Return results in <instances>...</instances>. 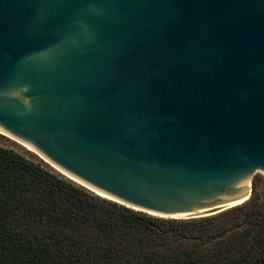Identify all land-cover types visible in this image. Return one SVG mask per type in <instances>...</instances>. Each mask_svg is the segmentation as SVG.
I'll use <instances>...</instances> for the list:
<instances>
[{
	"label": "water",
	"instance_id": "95a60500",
	"mask_svg": "<svg viewBox=\"0 0 264 264\" xmlns=\"http://www.w3.org/2000/svg\"><path fill=\"white\" fill-rule=\"evenodd\" d=\"M0 131L137 212L242 205L264 174V0H0Z\"/></svg>",
	"mask_w": 264,
	"mask_h": 264
},
{
	"label": "trees",
	"instance_id": "16d2710c",
	"mask_svg": "<svg viewBox=\"0 0 264 264\" xmlns=\"http://www.w3.org/2000/svg\"><path fill=\"white\" fill-rule=\"evenodd\" d=\"M0 264H264V193L163 218L96 196L0 146Z\"/></svg>",
	"mask_w": 264,
	"mask_h": 264
},
{
	"label": "rangeland",
	"instance_id": "374dc122",
	"mask_svg": "<svg viewBox=\"0 0 264 264\" xmlns=\"http://www.w3.org/2000/svg\"><path fill=\"white\" fill-rule=\"evenodd\" d=\"M0 146L4 147V148L11 149V150L17 152L18 154H20V155H22V156H24L30 160H33L37 163H40L42 166H44L46 169L50 170L51 172L55 173L56 175L64 178L65 180L71 182L72 184H74L78 187H81V188L87 190L88 192L96 195L95 193L91 192L90 190L82 187L81 185L75 183L74 181H72L69 178H67L66 176H64L62 173L57 171L52 165H50L46 160H44L42 157H40L35 152L31 151L30 149H28L24 145L20 144L19 142L0 134ZM253 183L255 184V187L257 188V192L259 194L264 193V174L262 172L257 171L255 173H253L252 178H251V194H252Z\"/></svg>",
	"mask_w": 264,
	"mask_h": 264
},
{
	"label": "bare ground",
	"instance_id": "6f19581e",
	"mask_svg": "<svg viewBox=\"0 0 264 264\" xmlns=\"http://www.w3.org/2000/svg\"><path fill=\"white\" fill-rule=\"evenodd\" d=\"M0 134L1 135H4L6 137H9L17 142H19L20 144L24 145L25 147H27L28 149H30L31 151L35 152L36 154H38L40 157H42L44 160H46L50 165H52L57 171H59L60 173H62L64 176H66L67 178H69L70 180L74 181L75 183L79 184V185H83L82 183H80L79 181H77L76 179H74L73 177L69 176L68 174H66L65 172H63L62 170H60L59 168H57L56 166H54L52 163H50L47 159H45L40 153H38L34 148H32L30 145L20 141V140H17V139H14L12 138L10 135L0 131ZM99 194V193H98Z\"/></svg>",
	"mask_w": 264,
	"mask_h": 264
}]
</instances>
